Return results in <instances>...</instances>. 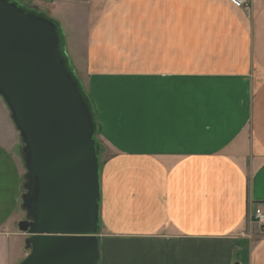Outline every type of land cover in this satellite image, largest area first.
Returning <instances> with one entry per match:
<instances>
[{
	"label": "crops",
	"instance_id": "crops-1",
	"mask_svg": "<svg viewBox=\"0 0 264 264\" xmlns=\"http://www.w3.org/2000/svg\"><path fill=\"white\" fill-rule=\"evenodd\" d=\"M52 3L85 88L124 93L99 264H264V0ZM21 146L0 97V264L27 254Z\"/></svg>",
	"mask_w": 264,
	"mask_h": 264
},
{
	"label": "water",
	"instance_id": "water-1",
	"mask_svg": "<svg viewBox=\"0 0 264 264\" xmlns=\"http://www.w3.org/2000/svg\"><path fill=\"white\" fill-rule=\"evenodd\" d=\"M0 97L19 132L28 253L17 264H99L101 145L61 23L0 0Z\"/></svg>",
	"mask_w": 264,
	"mask_h": 264
},
{
	"label": "rangeland",
	"instance_id": "rangeland-1",
	"mask_svg": "<svg viewBox=\"0 0 264 264\" xmlns=\"http://www.w3.org/2000/svg\"><path fill=\"white\" fill-rule=\"evenodd\" d=\"M18 1L29 7L37 8L47 13L48 15H50L49 13L52 10L51 9L53 4L52 0H18ZM85 89L86 91H88L87 93L89 94L91 100H93L92 102L94 103L93 105L96 112V117L100 125L98 127L97 138L101 145L100 158L101 160L104 161L109 155H111L115 151L113 148H117V144H115L114 138L115 139L117 138L115 132L117 131L116 123L118 116V106L121 100V96H123L124 93L121 90V88L118 87H108V88L87 87ZM23 172L25 175L26 170L24 167H23ZM23 192H24V188H23ZM99 233L98 236H100L101 240H103L102 233H100V235ZM26 253H28L27 249H26Z\"/></svg>",
	"mask_w": 264,
	"mask_h": 264
},
{
	"label": "built area",
	"instance_id": "built-area-1",
	"mask_svg": "<svg viewBox=\"0 0 264 264\" xmlns=\"http://www.w3.org/2000/svg\"><path fill=\"white\" fill-rule=\"evenodd\" d=\"M228 1L236 7H244L249 4V0H228ZM254 217L259 223L264 224V208L261 206H257L254 210Z\"/></svg>",
	"mask_w": 264,
	"mask_h": 264
},
{
	"label": "trees",
	"instance_id": "trees-1",
	"mask_svg": "<svg viewBox=\"0 0 264 264\" xmlns=\"http://www.w3.org/2000/svg\"><path fill=\"white\" fill-rule=\"evenodd\" d=\"M90 97V96H89ZM91 99V98H90ZM92 101V100H91ZM93 103V102H92ZM93 107H94V105H93ZM95 110V109H94ZM97 119V118H96Z\"/></svg>",
	"mask_w": 264,
	"mask_h": 264
},
{
	"label": "bare ground",
	"instance_id": "bare-ground-1",
	"mask_svg": "<svg viewBox=\"0 0 264 264\" xmlns=\"http://www.w3.org/2000/svg\"><path fill=\"white\" fill-rule=\"evenodd\" d=\"M71 64H72V62H71ZM74 67V66H73ZM75 69V68H74ZM76 72V71H75Z\"/></svg>",
	"mask_w": 264,
	"mask_h": 264
}]
</instances>
